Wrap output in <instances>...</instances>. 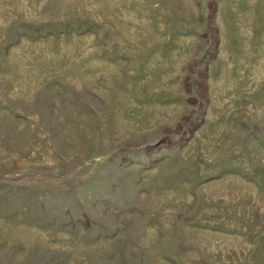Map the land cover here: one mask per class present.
I'll return each mask as SVG.
<instances>
[{"label":"rangeland","instance_id":"obj_1","mask_svg":"<svg viewBox=\"0 0 264 264\" xmlns=\"http://www.w3.org/2000/svg\"><path fill=\"white\" fill-rule=\"evenodd\" d=\"M0 264H264V0H0Z\"/></svg>","mask_w":264,"mask_h":264}]
</instances>
